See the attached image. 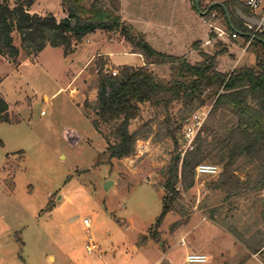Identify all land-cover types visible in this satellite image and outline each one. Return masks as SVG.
I'll list each match as a JSON object with an SVG mask.
<instances>
[{"label":"rangeland","instance_id":"1","mask_svg":"<svg viewBox=\"0 0 264 264\" xmlns=\"http://www.w3.org/2000/svg\"><path fill=\"white\" fill-rule=\"evenodd\" d=\"M9 1L14 5L15 0ZM50 1L53 9L61 3ZM201 1L206 7L224 0ZM123 3L131 12L126 24L145 32L156 48L162 46L153 39L150 24L136 22L135 0ZM63 14L55 17L60 20ZM200 19L204 40L180 38L176 55L186 52L195 62L201 50L213 54L226 48L219 69L256 63L255 51L242 37L217 35L213 25L227 29L220 12ZM13 36L20 49L17 59L0 54V93L11 118L0 122V264H91L103 257L109 264H246L254 258L248 246L254 239L264 240V231L257 229L264 224V171L256 165L237 162L243 168L239 176L244 180L249 175L251 187L235 195L214 188L218 174L195 177L187 190L178 184L181 210L169 212L157 227L166 170L176 153L163 117L150 104L141 105L131 130L140 128L149 136L137 141L134 155L109 158V127L95 129L86 102L96 100L102 60L110 72L143 62L130 53L121 32L97 30L68 56L52 46L28 56L16 31ZM152 68L161 77L169 74L166 66ZM173 112L189 118L193 111L181 112L178 106ZM184 123L176 134L181 156ZM88 236L95 239L91 253ZM191 252L206 254L208 261L186 262ZM256 256L264 262V251Z\"/></svg>","mask_w":264,"mask_h":264},{"label":"trees","instance_id":"2","mask_svg":"<svg viewBox=\"0 0 264 264\" xmlns=\"http://www.w3.org/2000/svg\"><path fill=\"white\" fill-rule=\"evenodd\" d=\"M192 1L201 15L220 12L227 28L240 31V37L248 41L249 35L238 11L250 16L255 14L244 0H224L222 3L228 16L225 8L219 5L203 7L201 0L198 4L196 0ZM35 2L15 0L12 5L9 0H0L1 55L11 59L19 56L14 31L28 56H37L47 46L61 47L68 56L85 37L101 30L121 32L130 44L131 52L144 58L145 65H122L116 75L102 60L96 100L86 102V107L92 110L87 116L96 130L101 132L102 124L109 127V133L105 135L109 158L134 155L137 141L149 136L140 128L131 130L132 122L140 116L141 105L150 104L163 117L166 136L173 140L176 153L166 170L163 207L156 219L157 227L163 224L169 212L181 210L183 198L178 184H182L185 190L192 186L199 163L213 159L221 167L213 186L229 195L251 187L250 176L243 180L238 174L243 171L236 166L240 159L256 165L261 173L264 171V32L249 45L256 53L254 65L221 70L218 58L227 51L226 48L213 54L201 50V58L195 62L186 54L173 55L157 50L144 33L123 20L120 0H61L66 16L60 20L52 13H32L30 8ZM156 65L166 66L168 76L161 77L152 68ZM178 106L181 112H194L200 108L209 111L195 148L184 156L177 152L176 134L187 118L175 116L173 111ZM10 121L9 104L0 93V122ZM144 125L148 126L147 123ZM263 246L264 242H257L250 249L256 253Z\"/></svg>","mask_w":264,"mask_h":264},{"label":"crops","instance_id":"3","mask_svg":"<svg viewBox=\"0 0 264 264\" xmlns=\"http://www.w3.org/2000/svg\"><path fill=\"white\" fill-rule=\"evenodd\" d=\"M120 2H121L122 18L124 21L130 22L129 18L131 12H129L128 6H126L123 3V0H120ZM51 5L53 6L50 0H36V2L31 6L30 10L32 13H38L40 15H46L52 13L55 16L59 15L62 17L64 11L61 6V3L59 4L58 2H56L55 9L50 7ZM133 10H135V14L138 17V20H136V22H141L143 24H148V25L150 24V26H152V30L154 31L153 39L158 38L161 40L162 46L157 44L158 46L157 48L151 43V45L157 50L163 51L168 54L176 55L175 53L180 51L178 45L179 43L177 44V41L180 42L179 41L180 38H186L187 40H194V39L204 40L206 28L204 30H200V27L198 26V22L199 20H201L200 19L201 14L194 8V4L192 0H135ZM65 16L66 15H64L63 17ZM196 17L199 18V20ZM178 23H180L181 25ZM203 23L205 25V22ZM146 36L148 35L146 34ZM130 53L139 56L143 61L141 64H136L134 66L145 65V60L142 57V55L132 52ZM185 53L180 55H184ZM122 65H131V64H122ZM122 65H118V66H122ZM261 226H264V224H262ZM261 226H259V228L257 229H262V231H264L263 227L260 228ZM257 242H264V240L260 241L254 239V242L252 244L250 243V245L248 246L249 250H251L250 249L251 245L255 246ZM262 251H264V246L262 248H259L256 253L252 252V254H254L253 255L254 258H251L246 264H264V262L262 263L258 260H255V258H257L256 256L257 253H260ZM171 262H173V260ZM91 264H109V263L106 261V258L103 257L92 261Z\"/></svg>","mask_w":264,"mask_h":264},{"label":"built area","instance_id":"4","mask_svg":"<svg viewBox=\"0 0 264 264\" xmlns=\"http://www.w3.org/2000/svg\"><path fill=\"white\" fill-rule=\"evenodd\" d=\"M244 2L245 5L249 8V10H251L255 14V16L253 17L264 21V0H244ZM212 16L215 17L216 15L213 13ZM244 26L247 29L249 35V39L246 42V45L248 47L255 37L264 32V25H255L244 21ZM212 27L219 36H226L231 40H235L240 37V31L238 30H230L228 28L223 29L217 25H213ZM111 73L113 75H116L118 72L117 70H113ZM208 113L209 111L207 109L200 108L194 111L190 115V117L186 119L183 125L182 137L184 140L185 148L182 156H184L187 151L193 150L195 148L197 136L200 130L202 129L205 120L208 117ZM220 171L221 168L218 165L202 162L199 163L195 168V177L200 178L202 176H215L219 174ZM84 223L87 227H90L91 225L89 218H85ZM94 241V237L88 236V244H86V248L89 253H91L95 248ZM185 261L188 263H206L208 261V256L202 252H191L187 254Z\"/></svg>","mask_w":264,"mask_h":264},{"label":"water","instance_id":"5","mask_svg":"<svg viewBox=\"0 0 264 264\" xmlns=\"http://www.w3.org/2000/svg\"><path fill=\"white\" fill-rule=\"evenodd\" d=\"M196 1H197V4H198V0H196ZM214 5H219V6L223 7V8H225L224 4L221 3V2H214L213 4H211V7H213ZM225 11H226L227 16H228V11H227L226 8H225ZM239 14L242 16L243 20L248 22V23H252V24H255V25H259V24L260 25H264V21H262V20H260L258 18H255V17H252V16H248L247 14H245L242 11H239ZM108 184H109V182L106 183V188L108 187Z\"/></svg>","mask_w":264,"mask_h":264}]
</instances>
